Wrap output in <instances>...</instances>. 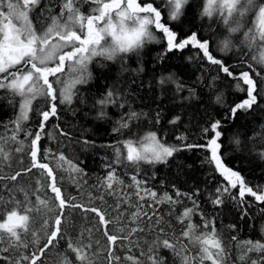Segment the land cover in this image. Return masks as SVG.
Masks as SVG:
<instances>
[{"label": "trees", "instance_id": "trees-1", "mask_svg": "<svg viewBox=\"0 0 264 264\" xmlns=\"http://www.w3.org/2000/svg\"><path fill=\"white\" fill-rule=\"evenodd\" d=\"M62 3L63 0H40V4L30 13V19L38 32H42L51 23V16L59 15ZM77 6L87 15L95 5L79 0ZM154 6L162 11V22H166L180 38L195 32L198 38L208 40L212 54L230 65L235 74L250 71L248 64L251 63L261 74L256 77L255 73H251L257 81V90L264 89V66L252 59L258 54L256 49L250 50L244 43V32L252 27L254 19L251 13L242 18L241 30L231 33L229 25H225L218 14L211 17L202 15L205 0H189L177 20L168 19L170 9L167 0H154ZM149 28L156 39L146 40L138 50L119 54L114 60L97 56L89 62L87 82L71 86V103L57 102L58 118H51L46 125L38 159L53 169L57 186L61 188L69 205L100 209L113 221L109 225L113 235L126 234V231H118L117 212L113 209L118 199L131 196L133 203L137 201L134 194L137 191L133 180L135 177L140 182V188L151 189L160 196L167 193L181 201L174 206L168 203L157 204L150 198L139 201L144 205L143 211L150 216L155 210L163 218L159 227L167 235L159 234L161 239H173V233L180 235L186 223H179L176 217L185 208L193 207V201H196L199 207L192 220L200 225L197 234L211 230V227L205 229L202 226L204 219L214 222L225 249V264H252L253 260L264 264V252H248L247 246L243 244L248 240L264 243V202L248 194L241 199L238 189H231L220 197L222 204H213L212 201L218 195L216 189L226 185V181L214 164L208 162L210 150L207 147H185L207 145L214 133H206L204 129H211L213 122L220 121V153L224 163L238 171L249 187L264 192V158L261 157V153H264V92L258 96V102L252 109L239 110L232 117L230 109L247 98L246 92L236 88L237 81L227 77L196 48L189 46L183 50L168 51L162 32L154 25ZM226 38L232 41V47L225 52L220 49L221 42ZM67 68L65 74L61 75L63 84L54 85L57 89L70 85L75 78L76 74ZM109 90L115 93V102L102 106L98 101L105 98ZM217 97L221 98L219 102ZM21 102L22 98L10 89H0V137L7 139L15 130L14 122L20 115ZM46 108L44 98L34 101L28 114L29 119L23 122L24 131L17 133L16 141L9 139L4 145L9 157H0V177H3L0 179V217L15 207L16 201L20 202L21 209L27 205L24 192L19 191L21 188L27 191V200L31 201V205L27 206H36L38 195L48 200V207L52 211L40 206L39 213H30V231L22 234V238L29 244L28 248L0 252V257H7L0 259V264H14L22 255H39V248L47 239L45 229L42 228L43 220L48 219L50 231L55 216L61 211L56 208L58 201L52 199L54 193L48 187L50 178L38 168H32L31 172L25 171L32 167V137L27 136L26 132L37 131L41 119L39 112ZM102 111L104 115H101ZM133 112L138 116L129 120V114ZM125 121L129 126L120 128V124ZM61 130L67 135H61ZM153 132L162 143L180 150L165 162L128 161L123 142H137ZM20 141H23L22 151L18 152L16 149L21 147ZM117 148L120 149L119 153ZM60 154L82 171H72L63 162H59L62 166H58L57 158ZM17 172L21 175L15 181L9 179ZM109 172H114L123 182L115 184L111 193L102 183ZM177 191L182 195L177 197ZM62 211L64 238L50 246L37 264H60L64 256L71 259L73 264H78L68 249V240L74 244L91 243L88 255L94 264H108V242L103 234L105 228L99 223L96 214L71 206H66ZM132 211L134 209L127 208L128 213ZM156 218L153 217V220ZM122 222L129 223V217L126 215ZM33 231L39 238L38 243L32 242ZM157 235L158 229L150 233H137L131 242L118 241L115 254L121 260L115 264H131L124 257L130 254L140 256V251L147 249L145 240L151 243ZM233 237L236 239L233 240ZM134 243L140 247H135ZM184 243L188 244V241ZM3 247H7V244L0 243V248ZM188 247L192 255L199 251L198 246L188 244ZM158 254L163 257L164 264H180L179 259L168 249L161 247ZM241 255H245V260H240ZM140 259L145 261V257ZM21 264H29V261H22Z\"/></svg>", "mask_w": 264, "mask_h": 264}, {"label": "snow or ice", "instance_id": "snow-or-ice-1", "mask_svg": "<svg viewBox=\"0 0 264 264\" xmlns=\"http://www.w3.org/2000/svg\"><path fill=\"white\" fill-rule=\"evenodd\" d=\"M84 2L95 5L87 15L82 13L80 7L77 6L79 0H63L59 15L51 16V23L42 32H38L30 19V13L40 4V0H0V89H10L22 98L20 115L14 122L15 130L7 139L0 137V157L4 159L9 157L4 145L9 139L17 140V133L24 131L22 125L24 121L29 119L28 114L32 110L33 102L38 98H44L47 102V108L39 112L41 119L37 131L34 133L31 131L26 132L27 136L32 137L30 143L32 167L25 171L31 172L32 168H38L42 170V174H46L50 178L51 182L48 187L54 193L52 199L58 201L56 208L61 210L55 216L50 231H48V219L43 220L42 228L45 229L47 239L43 246L39 248V255L36 253L31 256L22 255L14 264H21L22 261L37 264L41 255H44L50 246H54L60 239L64 238L62 210L66 206L83 208L84 211L95 213L99 218V223L105 228L103 234L108 242L106 250L108 264H115V262L121 260V257L115 254V246L118 241L129 240L131 242L132 237L137 233H145L146 231L150 233L157 229L158 235L155 240L151 243L145 240L146 251L141 250L140 256L127 255L124 259L130 261L131 264H145V261L146 264H164L163 257L158 254V249L163 247L170 250L179 259L180 264H206V262L208 264H225V249L216 232L214 222L204 219L202 226L205 229L211 227V230L197 234L200 225L195 224L192 220L199 207L196 201H193V207L185 208L176 217L179 223H186V227L180 235L176 236L173 233V239H161L159 234L167 235V233H164V229L159 227L163 218L159 217L155 210L150 216L143 211L144 205L139 201L150 198L157 204L168 203L173 206L181 203V201L173 199L167 193L160 196L151 189L140 188V182L136 181L135 177H133V180L137 186V191L134 194L137 201L133 203L131 196L118 199L113 209L117 212L118 231L120 233L126 231V234H111L109 225L113 221L108 219L100 209L96 207L84 208L83 205L76 204L69 205V201L64 198L61 188L57 186L53 169L48 163H42L38 159L40 141L45 133L48 121L51 118H58L57 102L61 104L71 103L73 95L71 86L87 82L88 76L86 73L89 62L97 56L114 60L119 54H127L138 50L146 40H155L156 37L150 30V25H154L156 29L162 32L167 41L168 51L183 50L189 46L196 48L211 64L217 65L219 70L227 77L237 81L236 88L246 92L247 98L230 109L232 117H235L239 110L247 111L257 104V98L261 95V92H264V89L257 90V81L251 73H255L256 77H260V72H257L253 65L249 63L248 68L250 71L235 74L230 65L225 64L223 60L212 54L208 40L198 38L195 32L180 38L177 32L172 30L166 22H162V11L154 6V0H84ZM167 3L170 9L168 19L177 20L183 14L189 0H167ZM249 13L253 15L254 19L252 27L244 32V43L250 50L256 49L258 54L254 55L252 59L264 66V0H261V2H258V0H205L202 15L211 17L218 14L223 23L229 25V31L236 33L241 30L242 18ZM231 24H235V26L233 27ZM221 43V51L226 52L232 47V41L228 38ZM66 63L69 71L76 74L75 78L70 85L57 89L54 85L62 83L61 75L65 74ZM114 95L115 93L109 90L105 98L98 101V103L102 106L114 103ZM220 99V97H217L218 102ZM101 115H104L103 111ZM137 116L138 114L133 112L129 114L128 119L132 120ZM128 126L126 121L120 124V128H127ZM57 127L59 126L57 125ZM114 131H119V129H114ZM204 131L214 133L208 140L207 145H185V147H207L210 150L208 162L214 164L215 169L220 172L224 181H226V185L216 189L218 195L212 201L213 204H222L223 200L220 197L224 193H229L231 189H238L241 199L247 193L255 200L264 202V192H258L249 187L238 171L233 170L224 163L220 153V138L222 136L220 121L213 122L211 129L206 128ZM60 134L67 135L62 130ZM19 143L21 147L16 149L18 152L22 151L23 141ZM123 143L127 150L126 159L133 163L140 161L147 163L165 162L168 157L180 150L175 146L162 143L154 132L148 133L140 141L128 140ZM119 152L120 149L117 148V153ZM261 157L264 158V153H261ZM57 160L58 166H62L59 162H63L68 164L72 171H82L70 160H67L63 154H60ZM20 175L21 173L17 172L9 179L15 181ZM0 179H3V177H0ZM37 183L39 184V181ZM102 183L111 193L115 184H122L123 182L118 179L114 172H109ZM39 190L37 189V191ZM19 191L24 192L27 205H31V201L27 200V191L23 188ZM180 195L182 194L177 191L176 196L179 197ZM189 198L191 199V197ZM0 202H2V198H0ZM48 203V200L41 199L37 195L36 206L26 205L21 209L20 202L16 201V206L0 217V243L7 244V247L0 248V252L28 248L29 244L22 238V234H27L30 231L32 220L30 213L34 211L39 213L41 211L40 206L52 211L48 207ZM125 205L127 208L134 209V211L128 213L127 208H124ZM169 214L171 215V212ZM126 215L129 217V223L122 222ZM153 217L157 218L153 220ZM31 235L34 238L32 242L38 243L39 238L36 232H31ZM232 239L235 240L236 237ZM185 240L188 241V244L199 247L196 255L191 254L188 244L184 243ZM243 244L247 246L248 252H264V243L260 241L248 240L244 241ZM134 246L140 247L138 243H134ZM91 247V243L77 242L74 244L71 240H68V249L74 254L75 261L78 264H94V261L88 255V250ZM129 252H131V249H129ZM140 257H145V261H141ZM239 258L243 261L245 255H241ZM0 259H7V257H0ZM9 264H12V262H9ZM60 264H73V261L64 256ZM252 264H260V262L253 260Z\"/></svg>", "mask_w": 264, "mask_h": 264}, {"label": "rangeland", "instance_id": "rangeland-1", "mask_svg": "<svg viewBox=\"0 0 264 264\" xmlns=\"http://www.w3.org/2000/svg\"><path fill=\"white\" fill-rule=\"evenodd\" d=\"M66 67H67V63H66ZM66 67H65V68H66ZM67 69H68V68H67ZM61 84H63V83H61ZM246 194H247V193H246ZM246 194H245V195H246Z\"/></svg>", "mask_w": 264, "mask_h": 264}, {"label": "bare ground", "instance_id": "bare-ground-1", "mask_svg": "<svg viewBox=\"0 0 264 264\" xmlns=\"http://www.w3.org/2000/svg\"><path fill=\"white\" fill-rule=\"evenodd\" d=\"M163 16V15H162Z\"/></svg>", "mask_w": 264, "mask_h": 264}]
</instances>
